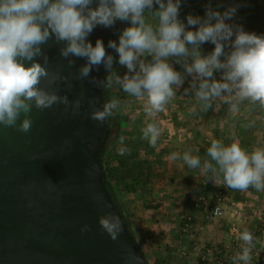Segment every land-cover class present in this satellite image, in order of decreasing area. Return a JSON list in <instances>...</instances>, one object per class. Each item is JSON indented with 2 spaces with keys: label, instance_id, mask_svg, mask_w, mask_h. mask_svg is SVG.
Here are the masks:
<instances>
[{
  "label": "clouds",
  "instance_id": "obj_1",
  "mask_svg": "<svg viewBox=\"0 0 264 264\" xmlns=\"http://www.w3.org/2000/svg\"><path fill=\"white\" fill-rule=\"evenodd\" d=\"M95 2L96 7H92L94 0H0V125L4 129L29 133L33 108L43 111L63 104L65 111L71 108L73 115L79 114L83 96L73 102L67 95H59L58 90L52 89L57 82L67 83L69 90L72 87L67 76L59 71L50 72L46 67L49 56L42 46L52 39L63 44L60 56L67 60L69 67L76 62L73 58L86 61L75 79L88 78L93 69L103 66L106 81L92 77V84L103 88L105 83L108 87L115 83L130 96L145 101L143 110L153 122L142 129V138L152 147H156L161 135L155 117L174 97L173 86L180 87L184 83L185 76L174 69L170 59L174 58L175 63L182 65L184 73L193 77L185 94L194 91L202 102V110L211 109L216 99H223L231 113L239 111L243 101L258 103L264 108V35L228 23L234 19L239 5L220 12L209 4L205 17L189 14L186 25L179 19L182 0ZM154 5H158V9ZM146 11L156 23L145 16ZM118 20L131 22L119 36L118 44L115 40L108 43V48L118 53L119 64L128 70L123 77L113 71L115 57L107 53L103 40L97 39L93 46L87 39L97 25L111 28ZM190 26L198 28L189 30ZM208 42L215 48L204 55L201 45ZM37 57L43 58V64ZM26 62L30 66L26 67ZM217 71L222 72L219 80L214 78ZM42 81L47 82L46 87H41ZM96 103L98 98L89 100L90 105ZM119 107L120 102L113 99L89 115L103 124ZM207 155L210 160L204 161L203 170L214 178L222 175L227 187L240 191L250 187L264 190V147H254L248 152L239 142L225 145L221 140H213ZM171 159H181V156L173 153ZM182 159L189 167H201L200 158L190 152L186 151ZM95 198L103 199L99 195ZM105 206L111 207L110 204ZM99 224L114 241L123 231L122 221L115 213L102 215ZM237 239L243 242L242 251L233 260L248 264L254 237L245 229ZM126 260L128 264H143L131 249Z\"/></svg>",
  "mask_w": 264,
  "mask_h": 264
},
{
  "label": "water",
  "instance_id": "obj_2",
  "mask_svg": "<svg viewBox=\"0 0 264 264\" xmlns=\"http://www.w3.org/2000/svg\"><path fill=\"white\" fill-rule=\"evenodd\" d=\"M130 26V21L119 20L111 28L97 25L87 39L93 46L102 39L115 57L108 43L118 44ZM62 46L54 39L42 46L49 56L46 67L69 78L70 90L64 82L52 85L59 95L73 102L83 96L79 114L58 104L43 111L33 108L27 134L0 125V264H128L129 249L143 264H151L107 186L103 153L110 123L107 119L100 124L89 115L106 102L104 89L90 81L102 80L107 73L101 66L90 77L75 79L86 61L73 58L76 62L69 67L60 56ZM36 59L43 64L42 57ZM46 86L42 81L41 87ZM94 98L98 103L90 105ZM98 195L103 199L97 200ZM108 212L122 221L123 231L115 241L99 224Z\"/></svg>",
  "mask_w": 264,
  "mask_h": 264
},
{
  "label": "rangeland",
  "instance_id": "obj_3",
  "mask_svg": "<svg viewBox=\"0 0 264 264\" xmlns=\"http://www.w3.org/2000/svg\"><path fill=\"white\" fill-rule=\"evenodd\" d=\"M247 3L248 6L243 12L244 27L249 31L254 29L257 35H264V0H247ZM209 4L220 12L227 10L221 2L212 0L204 2L196 11L187 12L180 8L179 19L187 25L189 14L203 18L206 16V6ZM218 5L220 7H217ZM145 16L152 23H156L147 11ZM235 18L228 23L236 24ZM195 28L198 26H190L189 30ZM214 48L215 45L210 42L201 45L204 55L210 54ZM148 59L150 60L151 57ZM169 62L185 78L180 87L173 86L174 97L165 105L164 111L155 117V122L161 129L156 147H152L142 138V129L147 123L153 122V118L147 116L143 110L145 101L130 96L118 84L112 85L113 92H116L120 98L122 116L119 134L111 144L105 162L112 179L118 184V193L130 210L132 227L141 239L140 231L143 228L138 225L140 218L164 222L170 219L169 223L182 225L183 217L193 201L199 203L192 209L198 228L197 237L205 234L206 224L211 226L212 230L220 226L225 231L232 223H240V218L245 217L244 212H247L251 204L249 200L240 201L234 198L232 208L227 206L230 194L226 191L225 183L215 181L217 177L214 178L210 172L203 170L204 161L210 160L207 149L213 140H221L224 143L225 130L242 134L246 129L252 131L251 144L264 147V108L258 103L250 104L248 101H243L240 103L239 111L231 113L229 105L223 99H216L212 102V108L204 111L201 108L202 102L198 101L194 91L185 94V89L190 88L193 77L186 75L182 65L175 63L174 58ZM113 71L121 77L128 72L127 68L119 63ZM221 75L222 72L217 71L214 73V78L219 80ZM201 142L209 146L205 147ZM121 149L125 151L122 153ZM186 151L200 158L201 167L192 168L183 161L182 156ZM173 153L180 154L181 159H171ZM205 185L210 187L209 192L205 193V189L208 188ZM220 192L224 195L221 201L217 199ZM243 193L250 196L249 191ZM169 202L177 208L171 215L164 211L166 203ZM225 210L228 218L224 216ZM261 221H264V214L257 223ZM214 237L216 238V231ZM218 240L217 242L201 241L209 245H222L224 241L219 243Z\"/></svg>",
  "mask_w": 264,
  "mask_h": 264
},
{
  "label": "crops",
  "instance_id": "obj_4",
  "mask_svg": "<svg viewBox=\"0 0 264 264\" xmlns=\"http://www.w3.org/2000/svg\"><path fill=\"white\" fill-rule=\"evenodd\" d=\"M224 132V136L226 139L224 140L225 145H229L232 142L236 141L239 142L241 147L246 149L247 151H252L254 147H257L255 144H251L250 142V137H252V131H249L247 129L243 130V135L233 130H229V133L226 130ZM192 135H194L193 132ZM201 140L203 142V138ZM202 142L201 144L203 146H209L206 143L204 144ZM217 178L218 179H215V181L224 183L222 175L217 176ZM206 186L207 185H205V187ZM207 187L208 188L205 189V193L210 191V187ZM225 188L226 191H228V193L230 194V200L227 206L232 208L234 203V201L232 202V199L234 200V198H238L240 201L249 200L251 207H248L247 212L245 211L246 213L244 212L245 217L243 219L240 218V223L238 224H241L244 229L246 227L248 228V230H251L257 223V220L263 218L264 190L257 191L255 188H249L246 191H249L250 196H246L248 192H246V194H242V192L245 191L229 188L226 186V184ZM253 189H255V191H252ZM207 194L209 195V193ZM176 210L177 208L174 207V204L172 202L166 203L164 211L171 215L172 213H175ZM224 216L228 218V216L226 215V210ZM137 217L139 218V216ZM140 220L141 221L138 220V225L143 228L140 231L142 233V239L139 238L137 234L136 237L140 242L142 248L144 249L146 256L151 264H202L201 260L197 256L198 253L195 252L194 247L202 245L204 242H202L201 240H213V242H217L218 239L222 238L221 240H218L219 243H221L228 238L229 227L225 231L223 227L220 226L218 229L212 230L211 226L209 227V225L207 226L206 224L205 234L197 237L196 234L193 235L184 231L182 229V225H179L177 223H169L170 219H167L166 222L149 221L148 219L142 217L140 218ZM215 231L216 238L214 237ZM222 232L224 233L222 234Z\"/></svg>",
  "mask_w": 264,
  "mask_h": 264
},
{
  "label": "built area",
  "instance_id": "obj_5",
  "mask_svg": "<svg viewBox=\"0 0 264 264\" xmlns=\"http://www.w3.org/2000/svg\"><path fill=\"white\" fill-rule=\"evenodd\" d=\"M223 198L224 195L220 192L217 195V199L221 201ZM198 204V201L194 202V207L198 206ZM182 229L193 235L197 233L192 208H189L183 217ZM243 230L241 225L235 222L230 225L228 238L222 245L215 246L203 243L195 246V252L198 253L197 256L202 264H244L243 261L233 260V257L242 251L241 245L243 242L237 237ZM249 231L252 233L254 241L251 250V260L248 264H264V221L258 222Z\"/></svg>",
  "mask_w": 264,
  "mask_h": 264
},
{
  "label": "trees",
  "instance_id": "obj_6",
  "mask_svg": "<svg viewBox=\"0 0 264 264\" xmlns=\"http://www.w3.org/2000/svg\"><path fill=\"white\" fill-rule=\"evenodd\" d=\"M205 1L206 0H182L181 9L184 11H187V12L188 11H196L201 7L200 2H205ZM217 1H219L223 4L230 2L229 0H217ZM241 1L244 4V7L242 8V11L241 12L239 11V13H238L239 25L243 26L244 30L249 32V30L244 27L243 21H242L243 20V12H244L245 8L248 6V3H247V0H241ZM158 7L159 6H157L155 8L158 9ZM118 61H119V56H118V53H116L115 62H114V66H113L114 68L118 65V63H119ZM106 79H107V77H106V75H104L102 77V80L106 81ZM103 89H104V93H105V97H106V102H111L113 99H116L120 102V98L118 97V94L116 92H113L112 86L108 87L107 84L105 83ZM121 113H122V106L120 103L119 109L114 110V114L112 116L108 117V121L110 123V133H109V136H108L107 141H106L105 146H104L103 159H104L105 169L107 171V176H108L107 177V186H108L109 190L111 191L115 202L119 205L121 211L123 212L126 224L128 225V227L131 229V231L134 233V235L136 237V231L132 227V224H131V221L129 218L130 210L127 209L125 202H124V199L118 193V189H117L118 184L116 183V181H114L112 179V177L108 171V168L106 167V162H105L109 148H110L111 144L114 143L115 139L117 138V136L119 134L118 132L120 129V120H121V116H122ZM189 208H192V209L196 208V207H194V201L191 202Z\"/></svg>",
  "mask_w": 264,
  "mask_h": 264
},
{
  "label": "flooded vegetation",
  "instance_id": "obj_7",
  "mask_svg": "<svg viewBox=\"0 0 264 264\" xmlns=\"http://www.w3.org/2000/svg\"><path fill=\"white\" fill-rule=\"evenodd\" d=\"M207 1H212V0H206L205 2H207ZM230 2H227V3H225V4H223L222 3V5H223V7L224 8H228V7H230V6H237V5H239V7H238V9H237V13H236V15H235V21H236V23L239 25V17H238V13H239V11L241 12L242 11V8L244 7V4L242 3V1L241 0H229ZM201 3V5L204 3V2H200ZM210 3H212V2H210ZM241 9V10H240ZM249 32H254V29H252L251 31H249Z\"/></svg>",
  "mask_w": 264,
  "mask_h": 264
}]
</instances>
